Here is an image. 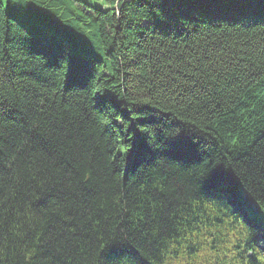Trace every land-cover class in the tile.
<instances>
[{
	"label": "trees",
	"instance_id": "trees-1",
	"mask_svg": "<svg viewBox=\"0 0 264 264\" xmlns=\"http://www.w3.org/2000/svg\"><path fill=\"white\" fill-rule=\"evenodd\" d=\"M108 3L0 0V264H264V0Z\"/></svg>",
	"mask_w": 264,
	"mask_h": 264
},
{
	"label": "rangeland",
	"instance_id": "rangeland-1",
	"mask_svg": "<svg viewBox=\"0 0 264 264\" xmlns=\"http://www.w3.org/2000/svg\"><path fill=\"white\" fill-rule=\"evenodd\" d=\"M81 2L89 5L92 9L106 10L109 8L108 0H80ZM17 21L24 27L29 28L28 21L23 18H18ZM262 227L264 228V219L262 220Z\"/></svg>",
	"mask_w": 264,
	"mask_h": 264
}]
</instances>
